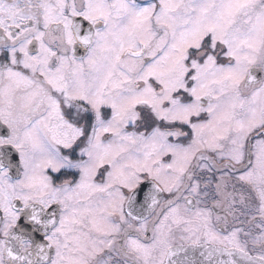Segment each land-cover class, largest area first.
Instances as JSON below:
<instances>
[{
  "label": "snow or ice",
  "instance_id": "6c2138e0",
  "mask_svg": "<svg viewBox=\"0 0 264 264\" xmlns=\"http://www.w3.org/2000/svg\"><path fill=\"white\" fill-rule=\"evenodd\" d=\"M0 264H264V0H0Z\"/></svg>",
  "mask_w": 264,
  "mask_h": 264
}]
</instances>
